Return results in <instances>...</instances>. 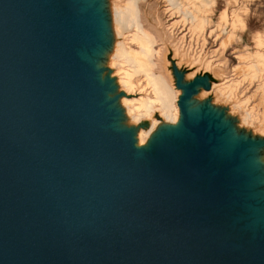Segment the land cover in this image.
<instances>
[{
    "label": "water",
    "instance_id": "water-1",
    "mask_svg": "<svg viewBox=\"0 0 264 264\" xmlns=\"http://www.w3.org/2000/svg\"><path fill=\"white\" fill-rule=\"evenodd\" d=\"M108 33L103 0H0V264H264V141L191 82L137 147Z\"/></svg>",
    "mask_w": 264,
    "mask_h": 264
},
{
    "label": "bare ground",
    "instance_id": "bare-ground-1",
    "mask_svg": "<svg viewBox=\"0 0 264 264\" xmlns=\"http://www.w3.org/2000/svg\"><path fill=\"white\" fill-rule=\"evenodd\" d=\"M143 1L103 0L110 44L98 63L105 68L102 76L106 72L109 73V77L113 79L116 93L120 94L117 106L121 111L123 124L135 130L134 139L137 147L146 145L160 126H174L178 123L180 110L177 102L181 95V90L174 85L172 77L166 69L165 48L162 45L161 36L145 24L141 4ZM164 1L171 15L179 17L171 27L177 24L187 27L191 40L197 44L200 41L204 46L205 29L209 25L205 8L209 5V1ZM224 12L219 17L217 29L209 33H215L219 39V46L215 49L217 53L226 50L236 38L235 30L238 27H243L242 19L239 16L233 13L232 20L228 23ZM228 26L229 30L226 31ZM222 35L224 36L222 37ZM182 40L183 36L172 44L174 56L190 58L193 69L200 66L193 73L201 69L204 71L203 74L210 73L216 68L217 65L212 59H206L200 54L190 52L191 49L185 48ZM155 43H158L157 51L153 49ZM254 44L256 50L237 56L238 64L233 67L232 71L239 75L240 80L232 81L224 77L217 83H209L204 80V88L208 87L210 91L202 89L200 94L191 98L190 104L192 106L203 104L211 92L214 102L234 100L235 109L233 110L230 106L231 112L226 111L223 107H215L213 103H209V105L224 112V118L231 122L235 134L256 137V139L264 141V52L259 50L263 47L261 35L254 36ZM154 67H157L156 72L153 71ZM243 81H248L249 84L254 81L259 82L256 91L260 92L258 97H260L261 111H258L256 106H250L251 97L241 100L236 97L237 89ZM235 110L242 112L238 113V120L233 115L237 113ZM252 125L258 128L257 135L246 129L247 126L252 128ZM258 151L257 157L264 170V145Z\"/></svg>",
    "mask_w": 264,
    "mask_h": 264
},
{
    "label": "rangeland",
    "instance_id": "rangeland-1",
    "mask_svg": "<svg viewBox=\"0 0 264 264\" xmlns=\"http://www.w3.org/2000/svg\"><path fill=\"white\" fill-rule=\"evenodd\" d=\"M209 7L205 8V14L209 18V25L205 29L206 32V41L204 46L195 41L191 40L190 33L188 32L187 27L181 26L180 24L171 25L178 20L177 15H171V12L168 10V6L164 0H144L142 4L143 19L145 24L151 28L153 31L158 33L162 38V45L165 48V62L166 69L172 77L174 85L181 90V85H185L191 82H196L197 89L196 94L192 96H197L200 94L201 90L210 91V88H204L200 85V82H197V79H202L203 81H209V83H217L220 80H223L222 77L227 78L228 80H240L239 75L236 72H233V67L238 64L237 56L240 54L251 53L256 50L254 44V36L261 35L263 47L259 50L264 52V0H208ZM211 1V2H210ZM211 3V5H210ZM213 5V6H212ZM208 8V9H207ZM209 11V12H208ZM225 11V12H224ZM225 13L227 16V21L231 22L233 13L239 16L242 19V28H237L235 30L236 38H234L232 44L226 48L222 53L216 52L215 49L219 46V39H217L215 33L209 34L210 31L217 29L219 17L222 13ZM232 14V15H231ZM216 26V27H214ZM229 30L226 28V31ZM183 36V45L185 48L189 47L190 52H195L200 54L203 58L212 59L214 64L217 65L214 70L210 73H202L203 69L197 70L200 66H196L195 69L191 68L192 62L191 59L180 58L174 56L172 44L181 39ZM224 35H222L223 37ZM155 51L158 50V43L153 45ZM221 67H219V66ZM153 71H157V67L153 68ZM107 72L105 73V75ZM109 74V73H108ZM220 75L221 78H220ZM214 76V77H213ZM257 84V85H256ZM259 82L254 81L249 84L248 81L241 82L240 86L237 89L236 97L238 99H243L246 97H251L250 106H256L258 111L262 110L260 103V92L257 93L256 86ZM256 91V93H255ZM213 93H209L206 97V101L213 103L215 107H223L226 111H230V106L234 110V100H223L214 102ZM258 106V107H257ZM234 117L238 120L240 110H235ZM145 127V125H142ZM247 130H250L254 135L258 134V128L252 125L251 127H246ZM256 138V137H252Z\"/></svg>",
    "mask_w": 264,
    "mask_h": 264
}]
</instances>
